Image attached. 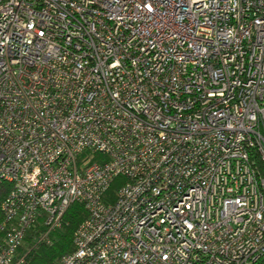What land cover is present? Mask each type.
<instances>
[{"label": "built area", "instance_id": "1", "mask_svg": "<svg viewBox=\"0 0 264 264\" xmlns=\"http://www.w3.org/2000/svg\"><path fill=\"white\" fill-rule=\"evenodd\" d=\"M2 183L0 264H264V0H0Z\"/></svg>", "mask_w": 264, "mask_h": 264}, {"label": "trees", "instance_id": "2", "mask_svg": "<svg viewBox=\"0 0 264 264\" xmlns=\"http://www.w3.org/2000/svg\"><path fill=\"white\" fill-rule=\"evenodd\" d=\"M8 183L0 185V203L9 189ZM86 217V210L78 203L71 204L65 214L67 222L60 233L52 239L51 244L44 242L38 243L28 255L29 264H51L61 255L72 250V233L78 224ZM2 212L0 210V222L2 220ZM30 238H27L29 241Z\"/></svg>", "mask_w": 264, "mask_h": 264}, {"label": "rangeland", "instance_id": "3", "mask_svg": "<svg viewBox=\"0 0 264 264\" xmlns=\"http://www.w3.org/2000/svg\"><path fill=\"white\" fill-rule=\"evenodd\" d=\"M118 181H119V179H116V180H115V182H114V184H117V183H118Z\"/></svg>", "mask_w": 264, "mask_h": 264}]
</instances>
